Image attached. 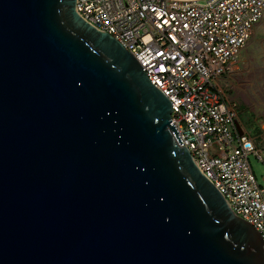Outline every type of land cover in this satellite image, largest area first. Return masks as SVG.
I'll list each match as a JSON object with an SVG mask.
<instances>
[{"label":"water","instance_id":"1","mask_svg":"<svg viewBox=\"0 0 264 264\" xmlns=\"http://www.w3.org/2000/svg\"><path fill=\"white\" fill-rule=\"evenodd\" d=\"M77 0H0V264H264L138 61Z\"/></svg>","mask_w":264,"mask_h":264},{"label":"built area","instance_id":"2","mask_svg":"<svg viewBox=\"0 0 264 264\" xmlns=\"http://www.w3.org/2000/svg\"><path fill=\"white\" fill-rule=\"evenodd\" d=\"M76 11L128 51L169 99L183 146L264 249V186L248 162L263 158L225 93L264 0H77Z\"/></svg>","mask_w":264,"mask_h":264},{"label":"rangeland","instance_id":"3","mask_svg":"<svg viewBox=\"0 0 264 264\" xmlns=\"http://www.w3.org/2000/svg\"><path fill=\"white\" fill-rule=\"evenodd\" d=\"M226 96L235 104L239 120L254 139L263 163L253 155L248 162L258 185L264 186V13L249 41L225 77Z\"/></svg>","mask_w":264,"mask_h":264},{"label":"crops","instance_id":"4","mask_svg":"<svg viewBox=\"0 0 264 264\" xmlns=\"http://www.w3.org/2000/svg\"><path fill=\"white\" fill-rule=\"evenodd\" d=\"M258 24V23H257Z\"/></svg>","mask_w":264,"mask_h":264}]
</instances>
